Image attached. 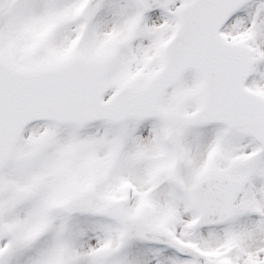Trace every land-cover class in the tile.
<instances>
[{
  "label": "snow or ice",
  "instance_id": "obj_1",
  "mask_svg": "<svg viewBox=\"0 0 264 264\" xmlns=\"http://www.w3.org/2000/svg\"><path fill=\"white\" fill-rule=\"evenodd\" d=\"M0 264H264V0H0Z\"/></svg>",
  "mask_w": 264,
  "mask_h": 264
}]
</instances>
